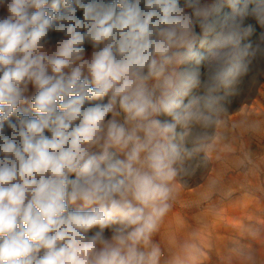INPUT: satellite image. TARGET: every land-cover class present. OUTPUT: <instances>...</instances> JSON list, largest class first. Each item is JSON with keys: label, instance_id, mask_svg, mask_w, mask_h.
Masks as SVG:
<instances>
[{"label": "clouds", "instance_id": "9594fccd", "mask_svg": "<svg viewBox=\"0 0 264 264\" xmlns=\"http://www.w3.org/2000/svg\"><path fill=\"white\" fill-rule=\"evenodd\" d=\"M261 61L264 0H0V264H188L153 238Z\"/></svg>", "mask_w": 264, "mask_h": 264}, {"label": "rangeland", "instance_id": "374dc122", "mask_svg": "<svg viewBox=\"0 0 264 264\" xmlns=\"http://www.w3.org/2000/svg\"><path fill=\"white\" fill-rule=\"evenodd\" d=\"M225 119L223 131L234 150L192 162L195 175L180 185L178 199L153 239L166 257L180 253L185 241L193 242L188 264H264V61L245 81ZM234 122L241 123L233 127ZM254 124L259 130H252ZM242 152L251 154V162L241 164ZM250 228L260 229V239L249 235ZM238 243L252 251L253 261L236 257L232 250Z\"/></svg>", "mask_w": 264, "mask_h": 264}]
</instances>
